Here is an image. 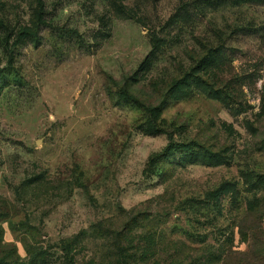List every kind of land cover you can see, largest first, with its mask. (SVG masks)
Segmentation results:
<instances>
[{"label":"rangeland","instance_id":"obj_1","mask_svg":"<svg viewBox=\"0 0 264 264\" xmlns=\"http://www.w3.org/2000/svg\"><path fill=\"white\" fill-rule=\"evenodd\" d=\"M97 223L264 264V0H0V259L116 264Z\"/></svg>","mask_w":264,"mask_h":264},{"label":"trees","instance_id":"obj_2","mask_svg":"<svg viewBox=\"0 0 264 264\" xmlns=\"http://www.w3.org/2000/svg\"><path fill=\"white\" fill-rule=\"evenodd\" d=\"M123 95L127 99H130V100L134 99V97L126 90H123ZM172 151H180L183 154H188V155H193V156L198 155V152H194L193 148L187 143H174V144L171 143V144H168L165 147L164 151L158 154L157 157L168 156V154H170ZM201 153L205 155L207 152L202 151ZM191 201L202 202L201 199H194V200L191 199ZM95 228L102 235L103 238L105 237L111 238L112 245L110 248L111 249L110 252L116 264H141L146 261L145 258H143L142 256H139L136 251L131 252V253L127 252V247H125V245L122 244V242L125 241L128 245L130 240H125L127 238L123 237V233L121 230L111 229L110 226L107 227L105 225H102L101 223H97ZM85 234H86V231L83 230L61 241L60 248L68 264H74L75 249L80 246V243L83 241ZM41 252L45 253L44 251H41ZM147 252H148V249L146 253ZM146 253L144 255H146ZM35 259L36 257H34V255H31L30 258H28L27 260L14 259L13 261H10V262L4 259H0V264H33ZM211 261L212 260H208V264H211ZM169 264H190V262L185 261V260L184 261L179 260L175 262L171 261Z\"/></svg>","mask_w":264,"mask_h":264}]
</instances>
